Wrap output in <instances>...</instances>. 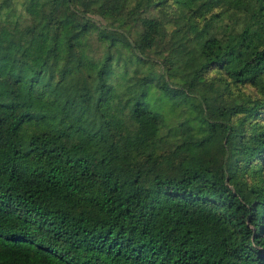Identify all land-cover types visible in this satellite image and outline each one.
Wrapping results in <instances>:
<instances>
[{
    "label": "trees",
    "instance_id": "obj_1",
    "mask_svg": "<svg viewBox=\"0 0 264 264\" xmlns=\"http://www.w3.org/2000/svg\"><path fill=\"white\" fill-rule=\"evenodd\" d=\"M162 1L0 0V264H264V0Z\"/></svg>",
    "mask_w": 264,
    "mask_h": 264
},
{
    "label": "rangeland",
    "instance_id": "obj_2",
    "mask_svg": "<svg viewBox=\"0 0 264 264\" xmlns=\"http://www.w3.org/2000/svg\"><path fill=\"white\" fill-rule=\"evenodd\" d=\"M79 3L81 4H84L86 3L87 0H77ZM109 3L111 4H117L118 3V0H107ZM245 1H248V0H245ZM14 3L15 5L18 7V8H21V5H22V0H14ZM173 2L172 0H165V1H162L159 5H157L154 10L158 13L159 10H160V7H161V13L160 15L162 16V19L165 21V23L169 24V20H172L173 19V24L175 25H179L180 24V21L177 20V19H174L175 16L172 15V5ZM161 5V6H160ZM223 10V5L221 4H218V5H214L213 8H212V11H222ZM229 10H226V13L228 12ZM231 17V16H230ZM224 19L226 21H228V15L225 14L224 16ZM92 32L95 30V26H93L92 28ZM167 33H166V41L165 43H163L161 45V52L168 55L169 57H172V58H177V61L180 62L183 58V52H184V49H181V50H176V47H175V43H173L172 41V38H171V34H170V30L172 29L171 27H168L167 28ZM176 50V52H175ZM156 53L158 54V51L156 50ZM181 65V64H180ZM218 81V78L215 76V77H211L210 75L207 76V79H206V82L210 83L212 85V94L210 96L212 97H215L213 98L212 100L215 101L216 99H220V100H224L225 97H226V92L224 91L223 93L220 92V85L219 83L217 82ZM241 91V89H240ZM218 103V102H217Z\"/></svg>",
    "mask_w": 264,
    "mask_h": 264
}]
</instances>
